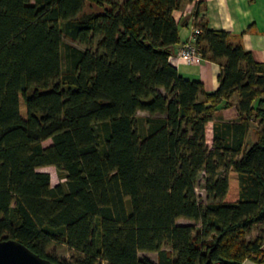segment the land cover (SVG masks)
Masks as SVG:
<instances>
[{
	"label": "trees",
	"instance_id": "trees-1",
	"mask_svg": "<svg viewBox=\"0 0 264 264\" xmlns=\"http://www.w3.org/2000/svg\"><path fill=\"white\" fill-rule=\"evenodd\" d=\"M94 1L0 0V239L55 264H264V64L200 23L208 92L171 63L195 0Z\"/></svg>",
	"mask_w": 264,
	"mask_h": 264
},
{
	"label": "crops",
	"instance_id": "crops-1",
	"mask_svg": "<svg viewBox=\"0 0 264 264\" xmlns=\"http://www.w3.org/2000/svg\"><path fill=\"white\" fill-rule=\"evenodd\" d=\"M173 15L179 24L180 41L174 46L171 63L183 77L201 81L206 91L214 92L218 89L220 64L204 58L198 63L189 64L177 57V52L184 44L195 43L192 39L193 29L200 23H206L214 30L228 32L231 43L241 44L252 53L257 62L264 64V0H195L185 3L180 9L175 10ZM195 44L200 50V45L197 42ZM231 102L233 103L231 107L220 108L215 112L214 121L239 119L237 94L231 97ZM213 124L210 122L206 127V138L209 144L213 139ZM255 128L256 124L251 129L250 135H254ZM254 141L253 139L252 142ZM150 259L156 263L157 253L156 257ZM243 264L257 263L247 259Z\"/></svg>",
	"mask_w": 264,
	"mask_h": 264
},
{
	"label": "rangeland",
	"instance_id": "rangeland-1",
	"mask_svg": "<svg viewBox=\"0 0 264 264\" xmlns=\"http://www.w3.org/2000/svg\"><path fill=\"white\" fill-rule=\"evenodd\" d=\"M105 7H100L98 6L94 0H87L84 13L90 14V13H100L104 11ZM143 114V113H142ZM140 114V115H142ZM255 135H250L248 140L251 142L254 138ZM249 143V142H248ZM52 144V140H47L43 143L45 147L49 146ZM40 171L47 172L51 176V184L53 186H56L61 183H65V178L62 177V174L60 171H58L54 166H49V167H44L40 169ZM198 193L199 195L203 196L204 198L206 197L205 192L202 188V182H200V186L198 187ZM180 223H187L185 220H180ZM261 232V229H256L253 232V236L258 235ZM50 252L53 253L54 255L57 256L58 259L60 260H66L67 262L74 263L75 259L79 257L78 254H76L73 251H70L67 246H59V247H51ZM140 257H149V258H154L156 257V253H140Z\"/></svg>",
	"mask_w": 264,
	"mask_h": 264
},
{
	"label": "water",
	"instance_id": "water-1",
	"mask_svg": "<svg viewBox=\"0 0 264 264\" xmlns=\"http://www.w3.org/2000/svg\"><path fill=\"white\" fill-rule=\"evenodd\" d=\"M0 264H55L14 239H0Z\"/></svg>",
	"mask_w": 264,
	"mask_h": 264
},
{
	"label": "built area",
	"instance_id": "built-area-1",
	"mask_svg": "<svg viewBox=\"0 0 264 264\" xmlns=\"http://www.w3.org/2000/svg\"><path fill=\"white\" fill-rule=\"evenodd\" d=\"M201 30L198 27L193 29L192 39L196 43L197 36ZM195 43H186L177 52V57L185 60L189 64L198 63L203 57L201 56L200 50Z\"/></svg>",
	"mask_w": 264,
	"mask_h": 264
}]
</instances>
